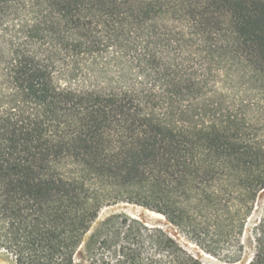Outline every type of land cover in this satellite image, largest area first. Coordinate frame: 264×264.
<instances>
[{"label": "trees", "instance_id": "obj_1", "mask_svg": "<svg viewBox=\"0 0 264 264\" xmlns=\"http://www.w3.org/2000/svg\"><path fill=\"white\" fill-rule=\"evenodd\" d=\"M243 83V84H242ZM264 0H0V253L12 264H264ZM97 223V224H96ZM96 224V226H94Z\"/></svg>", "mask_w": 264, "mask_h": 264}, {"label": "rangeland", "instance_id": "obj_2", "mask_svg": "<svg viewBox=\"0 0 264 264\" xmlns=\"http://www.w3.org/2000/svg\"><path fill=\"white\" fill-rule=\"evenodd\" d=\"M243 84V83H242ZM234 98L236 99H245L248 102L251 103V106L247 108L246 112L249 114V118L253 120V123L256 126H259L261 131L260 135L261 138L264 139V92L257 90H249L246 91H236L232 93ZM114 213H126L132 217H138L142 218L144 221H146L149 224H155L160 225L164 227L165 229L171 231L176 235V237L179 239V241L192 253L197 255L202 261H204L206 264H244L246 261L250 258V245L249 242L246 241V237L249 235L248 230L253 225V222L256 219V214L251 217V219L248 221L247 225V232L244 236L245 241V249H244V256L243 258L236 263H230L225 260V249L223 244H216L212 247V253L205 251L200 246L194 244L193 242L187 240L185 237H183L181 234H177L175 229L172 228V226L165 220V218L158 213H155L153 211H150L148 209H145L141 206H137L135 204L130 203H116L113 205H108L102 208V210L99 213V216L97 218V223L100 222L102 219H104L106 216ZM96 223V224H97ZM96 224L94 226H96ZM0 264H12L7 256H5L3 253H0Z\"/></svg>", "mask_w": 264, "mask_h": 264}]
</instances>
